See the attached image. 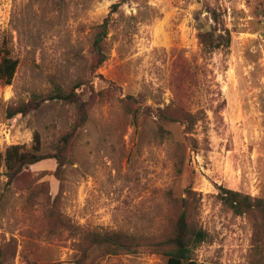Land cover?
Segmentation results:
<instances>
[{
	"label": "rangeland",
	"instance_id": "obj_1",
	"mask_svg": "<svg viewBox=\"0 0 264 264\" xmlns=\"http://www.w3.org/2000/svg\"><path fill=\"white\" fill-rule=\"evenodd\" d=\"M214 30L229 45L207 52L198 35ZM5 52L18 64L0 81V153L37 132L51 157L72 137L59 171L53 158L12 180L0 167V264H166L149 244L172 232L182 198L205 235L191 261L264 264V0H0ZM77 85L83 124L55 100L6 116ZM224 190L262 206L236 215ZM93 233L140 247L101 256Z\"/></svg>",
	"mask_w": 264,
	"mask_h": 264
},
{
	"label": "trees",
	"instance_id": "obj_2",
	"mask_svg": "<svg viewBox=\"0 0 264 264\" xmlns=\"http://www.w3.org/2000/svg\"><path fill=\"white\" fill-rule=\"evenodd\" d=\"M123 1V0H122ZM119 4L113 5L116 8ZM215 30L210 34H199L198 38L203 48L207 52H212L219 49L221 46L229 45V37L214 35ZM107 34V19L98 26L92 43L91 51L96 58L94 67H99L105 61V55L103 51V41ZM17 61L9 57L7 52L0 60V81L8 86L11 85L13 77L17 69ZM79 88V85L72 87L70 90H62L59 87H54L52 93L47 96H32L28 102H21L10 107L6 111L7 118L25 116L31 111L36 110L43 102L49 100L61 101L62 103L74 105L78 109L79 123L83 124L86 120V109L83 103L79 102L78 94L75 90ZM71 133L63 135L57 142L54 148V154L51 157L41 152V139L37 132L33 134L32 146L30 148H24L19 145H13L8 147L3 154L0 153V167L4 165L6 174L9 179L12 180L22 170L34 165L47 158H53L57 163L56 171H59L65 164L66 150L69 145ZM58 177V175H56ZM59 178V177H58ZM191 192V191H189ZM225 195H220L221 202L230 208L234 214L241 215L251 210L253 207L262 206V201H252L249 196L242 195L239 192L224 190ZM181 212L178 215L172 232L159 241H155L149 244L154 250L162 252L166 257V264H184L186 261L188 264H211V263H195L191 261V253L193 248L199 243L205 240V235L202 231H194L189 224V207L186 199H179ZM92 242L94 245L102 246L104 252L101 256L115 255L119 253H136L140 247L139 241L135 238L123 235H109L101 233H93ZM156 251V252H157ZM1 253V252H0ZM77 264H81L79 261Z\"/></svg>",
	"mask_w": 264,
	"mask_h": 264
}]
</instances>
